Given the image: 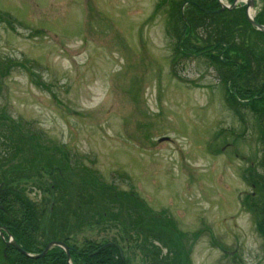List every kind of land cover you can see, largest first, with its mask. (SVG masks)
Returning <instances> with one entry per match:
<instances>
[{
    "label": "rangeland",
    "instance_id": "1",
    "mask_svg": "<svg viewBox=\"0 0 264 264\" xmlns=\"http://www.w3.org/2000/svg\"><path fill=\"white\" fill-rule=\"evenodd\" d=\"M193 1L0 0V115L39 135L34 154L61 157L52 162L66 187L83 195L68 201L67 234L78 248L116 243L128 264H173L177 254L179 264H264L261 128L248 130L226 100L230 82L241 99L262 89L263 34L233 26L225 35L233 53L221 63L225 55L210 52L213 27L184 33L183 21L199 18L185 17ZM199 33L207 46L176 54ZM232 60L252 80H233ZM255 105L260 113L244 107L243 117L262 124ZM15 131L0 121V159L12 140L22 143ZM29 195L47 199L46 216L49 196Z\"/></svg>",
    "mask_w": 264,
    "mask_h": 264
},
{
    "label": "trees",
    "instance_id": "2",
    "mask_svg": "<svg viewBox=\"0 0 264 264\" xmlns=\"http://www.w3.org/2000/svg\"><path fill=\"white\" fill-rule=\"evenodd\" d=\"M231 1V0H230ZM200 7L209 10V11H216L219 9V6L217 5V0H194L190 5H188V8L186 9V12H188L187 15H185L186 18L188 17H199L197 20H195L194 18H191L189 21V23L187 24V22H185V20L183 21V25L186 27L184 30V33L189 37V39L191 38V35H194V30L195 28H199V27H206L207 30L211 29L212 27L214 28V30H212L214 32V36H212L211 38L213 39V43H215L214 45H212L211 51L210 52H214L217 50V45L218 47H222V50H226L225 46H230V41L228 40V36H225L227 33L231 34L233 29L227 28L224 29L222 26H226L228 25V27L230 26H238V25H242L245 24L246 26H249L250 24L248 23L245 15H243L242 13H237L234 14L230 13V12H222L219 14H205L204 12L201 11ZM191 12V13H189ZM189 14H191L189 16ZM238 16H241L242 18H244V23H242L240 20H238ZM221 21H220V20ZM223 19V20H222ZM258 23H261L262 20L261 18H259L257 20ZM187 24V26H186ZM218 26H221L222 29H219ZM205 28V29H206ZM198 31H201L200 29ZM198 34V32H197ZM205 34V33H204ZM197 44L195 42H193L194 44L192 45H188V42L181 45V42L177 45V51L176 54L177 55H182L185 50L189 49V48H193L195 49V47L199 46L201 44V42H203L204 44L206 43V41L204 40V37L201 33H199L198 37H197ZM208 44L206 43L204 46H207ZM186 50V51H187ZM190 50V49H189ZM188 50V51H189ZM209 51V50H208ZM208 51H201L198 52V54H192V55H203V54H208ZM0 73H2L0 71ZM7 121L10 122L11 126L13 127L15 131V134L22 137V143H20L19 141H17L16 139L13 141H11V147L13 149V152H11L9 154V156L6 157H1L0 159V190L2 191V194L0 196V225L4 224L5 222H9L10 221V216L14 217V218H19V217H23L25 220H27V224H24V227L21 228V224L19 222V220L17 221H12V225H14L17 229L13 230L14 234L19 236V237H27L30 239L34 238V235H36L38 232L35 230V221H32L34 219L35 215V211H34V205L33 207H30L28 205H23L22 202L26 201V194L24 192V190H22L21 188V184L19 183V178L23 177L22 174L24 175V173L27 172V170H31V169H36L37 171L39 170L38 167L35 168L34 163L36 161V159L39 157L38 153H35L33 151H41L42 147H40V143L37 141V138L39 135L37 134H30L29 136H25L24 132L25 129L22 130L20 129V125L17 124L16 121H13L11 117L7 116L5 113H2L0 115V121ZM18 129V130H17ZM24 131V132H23ZM31 138L32 139V144L31 147H29L27 145V141H29ZM4 142V141H3ZM7 143V144H6ZM9 144V139L5 140V142L3 143L4 146H7ZM42 152V151H41ZM40 153V152H39ZM41 157V156H40ZM4 164L6 165L4 167ZM11 164V168H7V165ZM14 164V166L12 165ZM32 165V166H31ZM33 167V168H31ZM12 171V172H10ZM86 184V182L84 183ZM105 187H100L97 190H102V192L104 191ZM112 190V194L114 195H118L115 191L114 188H107ZM72 194L74 196H72ZM47 196H49V198L51 199V203L57 202L59 201L61 202H67L68 201H81L83 199V195H78L77 193H73L67 191L64 193H58V192H51V196L50 193H47ZM92 198V196H91ZM12 202H16V205H12ZM20 203V205H18ZM87 203H85V205H81V209H87ZM51 207V205H50ZM54 209V208H53ZM57 209H55L56 211ZM60 210V209H59ZM50 211V209H49ZM58 213V212H57ZM62 215H64V218L62 220V225L60 228H58L57 230H55L53 232V235L56 236L54 238L58 239L59 237L62 239H65L67 237L72 236L71 234H73V232L69 233V235L67 234V231L69 229V227L71 228L72 225L69 223L70 221V216L68 215V209L66 211V213L62 212L60 213ZM106 214V213H105ZM47 219H49L51 216H56L57 214L55 213L54 215H50V213H47ZM60 221L59 219H57V223L58 224ZM83 222V223H81ZM85 223V221H79L76 222V224L79 226H82ZM74 225V226H77ZM14 235V236H15ZM17 236L15 238H17ZM18 239V238H17ZM18 242L20 245L23 246V249L25 251H29L31 252L32 250H35L32 247H27V242L25 240H19ZM37 249V248H36ZM38 250V249H37ZM56 253L57 255H55L54 258H60L61 257V261H59L58 264H66L67 263V258L64 255L63 252H60V249L57 248L56 249ZM88 253H92L94 254V256L92 258L89 257H85V259H87V261L83 264H128V261L126 258H124L123 256H121V247L116 244V243H110L108 245H106L104 247V245L102 247H98V248H90L87 249ZM154 254V253H151ZM154 255H157V253H155ZM53 256V255H52ZM180 258V254H177L174 258L173 261H175L173 264H179L176 263V258ZM49 258L47 257L45 260H40V261H32V260H28L26 259L23 255L21 254H16L13 256H10L6 262L9 264H44L46 261H48ZM76 264V263H74ZM180 264H184L182 262H180Z\"/></svg>",
    "mask_w": 264,
    "mask_h": 264
},
{
    "label": "flooded vegetation",
    "instance_id": "3",
    "mask_svg": "<svg viewBox=\"0 0 264 264\" xmlns=\"http://www.w3.org/2000/svg\"><path fill=\"white\" fill-rule=\"evenodd\" d=\"M227 2L231 6L234 7L230 13L240 12L243 15L247 16V14L250 12L252 15H254L257 18V20L259 18H261L262 24L264 25V0H247V2H245V0H231V1L227 0ZM218 28L221 29V26H218ZM235 28L236 27L231 26V29H235ZM262 40H263V44H264V34L262 36ZM224 47L226 48V50L222 51L221 50L222 47H218V45H217L216 48L218 51V55H220V54L225 55V59L222 56H218V59H219V62L224 63V64H228L227 60L229 61V58L227 55L228 54L231 55L233 53L234 47L232 46V44L230 46H225V44H224ZM231 64H235V67H238V72L236 73L233 80H237L242 75L245 76L247 79L252 78L251 70L248 71L247 68L245 70L242 63L239 64V62H235L232 60ZM243 71H245V73H243ZM226 87H227V90L229 92L226 100L228 99L229 101H233L231 99H234L236 101V103L238 104L236 106H232L234 104H232L230 106L233 114L244 124L245 127H247L248 130L251 127V129H254V131L257 133V131L259 132L260 131L259 129L261 128V132L258 133V135H260L262 137V140H263L262 148H261L262 152L260 155L262 156V159H264V110H263V113L261 112L262 113V119H263L262 124L258 123V122L247 123L246 120L244 119L243 113L241 111L242 108L248 107L251 114L254 117V113H257V114L260 113V111L257 110L255 103L262 102V106L264 108V74H263L262 89L256 93H253L252 90L250 89L251 92L248 91V93H247L248 96H246L247 98H245V99L239 98L237 92L232 90V88H231L232 82H230L228 84V86L226 85ZM245 137L247 138V134ZM236 138H237V136H235V139L233 142V145H235V146H236V142H235ZM54 156L57 158V161H59V159H61V157H57L56 155H53V154H48L46 156V158L39 156L33 165V166H35V168L38 167L39 170L38 171L36 169L27 170V172L24 173V175L22 174L23 177L19 178V183L21 184L20 186H21L22 190H24L25 194L27 195L26 201L22 202V204L28 205L30 207H33V205H34V211H35L36 216L34 217V219L32 221H35V224H34L35 230L38 233L36 235H34L33 239H30V238H27L24 236L19 237V236L15 235L13 230H16L17 228L11 224L12 221L19 220V222L21 224V226H20L21 228H23L24 224H27L28 221L25 220L23 217L14 218V217L10 216L9 222H5V225L4 224L0 225V227L2 228V232L4 233V237L0 236V244L3 245V251L1 248V251L3 253V258H2L3 260H1L2 264L3 263L9 264L6 262V260L10 256H13L16 254H21L25 257V254L28 253L31 256L38 257L45 251V249L51 243H54V242H63V243H65V245H67V248H68L67 251L68 252L59 248L60 249L59 254L61 252H63L67 258L66 264H68L69 258L71 259L73 264L74 263L83 264L87 261V259H85V257L92 258L94 256V254L88 253L87 248L81 249V248H78L76 244H73L74 242L71 241V238H72L71 236L67 237L66 240L65 239L61 240L60 237L58 239L54 238L56 236L53 235V232L61 227L63 218L60 217V219H59V217H58L60 222L58 223L57 226L55 225L56 227L53 225L51 227V229L47 228L46 225H49L51 223V222L47 223L49 221L47 219V216H45V208H46V205L48 202L47 199L44 198V200H41L38 202V201H34L30 198L29 194H31V193L35 194L36 192L39 194H42L43 196L47 195V193H50V196H51V192L64 193V192L69 191V189L66 187V180L63 179L61 177V173H59L60 166L57 164V162H52V160H55ZM63 161L66 162V164H68V162L65 161V158H63ZM12 165L14 166V164H12ZM7 168H11V166L7 165ZM31 168H33V167H31ZM57 171H58V174L60 176L58 174L56 176ZM10 172H12V171H10ZM70 174H73V172L70 171ZM45 180L46 181L50 180L51 184L45 186L42 182ZM59 201L54 202V204H52V210L51 211L53 212V215L56 213L57 216L58 215L61 216L62 214H60V213H62V212L66 213V211L68 209V203L67 202H61L60 203ZM16 204H17L16 202H12V205H16ZM18 205H20V203ZM55 209H57V210L55 211ZM87 209L91 210L89 203H87ZM90 223H92V222H90ZM146 230L147 229L145 228L144 231L146 232ZM138 231L140 232V230H138ZM16 236L19 240H22V239L25 240L27 242V247H32L35 250H32L31 252L25 251L23 249V246L19 244L18 239L15 238ZM14 244L16 245V247L14 246ZM90 244H91V242H90ZM108 244H110V243L108 242L107 244L104 245V247ZM157 245H159V244L157 243L156 246ZM56 249L57 248L50 249L44 257H39L36 260H32V261L45 260L48 257L49 260L46 261L44 264H58L59 261H61V257L58 259L54 258L55 255H57ZM121 256L124 257L122 251H121ZM26 259H28V258H26Z\"/></svg>",
    "mask_w": 264,
    "mask_h": 264
},
{
    "label": "water",
    "instance_id": "4",
    "mask_svg": "<svg viewBox=\"0 0 264 264\" xmlns=\"http://www.w3.org/2000/svg\"><path fill=\"white\" fill-rule=\"evenodd\" d=\"M233 8H234V7H233ZM225 9H226L225 7L222 8V10H225ZM206 13H210V12H207V11H206ZM247 18H248V21L250 22V24L253 25L255 28H257V30H259V31H261V32H264V26L257 25V24L255 23V21H254L253 19H251L250 16H247ZM0 233H1V235L3 236V234H2V229H1V228H0ZM14 246L16 247L15 244H14ZM55 246L64 247V246H63L62 244H60V243H52V244H50V245L46 248V250L44 251V253H43L41 256H39V257H44V256L46 255V253H47L50 249H52L53 247H55ZM26 256L29 257V258H33V257H31V256H29V255H27V254H26ZM39 257H36V258H39Z\"/></svg>",
    "mask_w": 264,
    "mask_h": 264
}]
</instances>
